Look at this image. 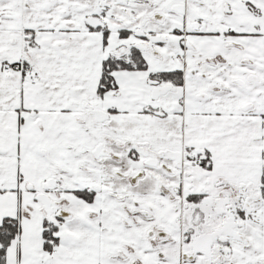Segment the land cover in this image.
<instances>
[{"label":"snow or ice","instance_id":"1","mask_svg":"<svg viewBox=\"0 0 264 264\" xmlns=\"http://www.w3.org/2000/svg\"><path fill=\"white\" fill-rule=\"evenodd\" d=\"M0 264H264V0H0Z\"/></svg>","mask_w":264,"mask_h":264}]
</instances>
